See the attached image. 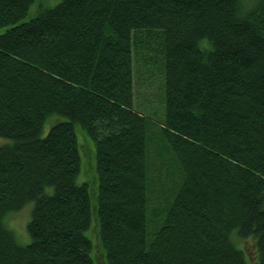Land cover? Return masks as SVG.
<instances>
[{
  "label": "trees",
  "instance_id": "obj_1",
  "mask_svg": "<svg viewBox=\"0 0 264 264\" xmlns=\"http://www.w3.org/2000/svg\"><path fill=\"white\" fill-rule=\"evenodd\" d=\"M42 3L0 0V264H264V0ZM138 54L183 172L149 241ZM28 202L21 245L4 217Z\"/></svg>",
  "mask_w": 264,
  "mask_h": 264
},
{
  "label": "rangeland",
  "instance_id": "obj_2",
  "mask_svg": "<svg viewBox=\"0 0 264 264\" xmlns=\"http://www.w3.org/2000/svg\"><path fill=\"white\" fill-rule=\"evenodd\" d=\"M60 0H41L43 7H51ZM247 5L253 0H244ZM36 12L35 3L30 9V14ZM29 17V15L27 16ZM141 56H146L142 55ZM139 54L133 63V102L134 108L146 116L151 117L152 123L146 129V139L148 147V185L146 190L147 198V240L152 236V231L159 227L164 216L158 213V209H163L173 200V196L178 190L183 180V172L170 146L163 142L155 132L158 128L157 121L163 117V72L159 63L158 55L152 54L145 60ZM147 57V56H146ZM49 124L46 123L43 128V133L47 131ZM81 136V134H80ZM78 137V133H77ZM86 138H88L86 136ZM8 139L0 137V145L7 142ZM84 145H88L84 142ZM86 146V154H81V168L79 181L85 179L95 180L94 165V150ZM77 180V181H78ZM174 194V195H173ZM163 200H168L163 206ZM162 207V208H161ZM31 203L28 202L19 210L12 211L4 217L5 225L13 230L14 236L18 244L25 245L29 242V235L26 230V225L29 220V211ZM153 212L154 216L151 215ZM157 219H154L157 215ZM156 220V221H155ZM8 225H7V223ZM155 222V223H154ZM160 223V224H159ZM10 229V230H11ZM89 234V231H88ZM96 241V238H94ZM94 250H92V254ZM96 255H99L97 253Z\"/></svg>",
  "mask_w": 264,
  "mask_h": 264
}]
</instances>
